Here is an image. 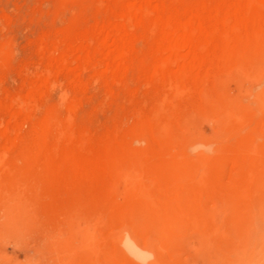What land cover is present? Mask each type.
I'll return each mask as SVG.
<instances>
[{"label":"rangeland","instance_id":"374dc122","mask_svg":"<svg viewBox=\"0 0 264 264\" xmlns=\"http://www.w3.org/2000/svg\"><path fill=\"white\" fill-rule=\"evenodd\" d=\"M0 264H264V0H0Z\"/></svg>","mask_w":264,"mask_h":264},{"label":"bare ground","instance_id":"6f19581e","mask_svg":"<svg viewBox=\"0 0 264 264\" xmlns=\"http://www.w3.org/2000/svg\"><path fill=\"white\" fill-rule=\"evenodd\" d=\"M178 35H179V34H178ZM112 36H113V35H112ZM179 37H180V36H179ZM170 43H171V47H170V50H169L170 53L173 54V56H174V54H177V55H178V49H179V47L181 48L183 44L180 43V42H178V41H177V42H176V41H171ZM183 47H184V46H183ZM183 47H182V48H183ZM182 48H181V49H182ZM184 49H185V48H184ZM120 50H122V48H121ZM169 51H168V52H169ZM122 55H123V54H122ZM122 55L120 54L121 57H122ZM177 55H175V56H177ZM120 56H119V58H121ZM188 56H189V55H188ZM168 58H169V57H168ZM189 58H190V57H189ZM169 59H170V58H169ZM167 61H168V60H167ZM169 61H170V60H169ZM164 63H165V62H164ZM163 67H164V65H163ZM163 67H162V68H163ZM162 68H161V69H162ZM160 71H161V70H160ZM184 79H185V78H184ZM193 80H194V79H193Z\"/></svg>","mask_w":264,"mask_h":264}]
</instances>
